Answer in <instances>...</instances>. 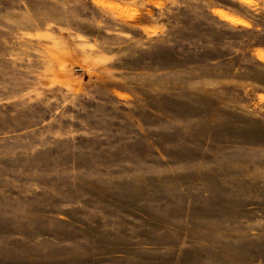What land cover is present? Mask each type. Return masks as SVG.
<instances>
[{
	"label": "rangeland",
	"instance_id": "1",
	"mask_svg": "<svg viewBox=\"0 0 264 264\" xmlns=\"http://www.w3.org/2000/svg\"><path fill=\"white\" fill-rule=\"evenodd\" d=\"M0 264H264V0H0Z\"/></svg>",
	"mask_w": 264,
	"mask_h": 264
}]
</instances>
